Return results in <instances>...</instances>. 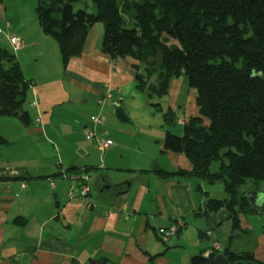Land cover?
<instances>
[{"label":"crops","instance_id":"0c3cea01","mask_svg":"<svg viewBox=\"0 0 264 264\" xmlns=\"http://www.w3.org/2000/svg\"><path fill=\"white\" fill-rule=\"evenodd\" d=\"M1 14L0 47L13 52L29 83L22 108L30 123L0 117V137L7 142L0 146V264H190L214 241L222 251L249 253L264 264V182L241 188L243 205L253 212H240L234 228L225 207L207 208L208 200L226 198L220 182L155 173L191 170L182 153L163 149L165 130L160 142H123L118 123L130 122V110L141 109L142 122L153 128L146 113L156 103L134 88V75L143 69L138 61L101 52V23L91 27L81 55L63 70L56 42L35 20L18 25ZM12 37L22 47L15 49ZM195 98L179 77L157 102L160 110L165 104L163 114L174 112L171 126L179 134L198 116ZM95 116L103 125L92 123ZM102 139L112 145L100 151ZM83 174L90 208L68 196L80 186L73 176ZM171 225L177 230L163 241L158 233Z\"/></svg>","mask_w":264,"mask_h":264},{"label":"trees","instance_id":"16d2710c","mask_svg":"<svg viewBox=\"0 0 264 264\" xmlns=\"http://www.w3.org/2000/svg\"><path fill=\"white\" fill-rule=\"evenodd\" d=\"M79 1L37 0L34 8L41 33L57 44L62 69L81 55L89 30L101 23V52L142 65L134 88L146 100L165 97L171 81L184 77L196 91L198 116L179 135L166 131L163 149L182 153L191 170L155 173L220 182L226 198L208 200L207 208L225 207L237 227L240 212H253L243 205L241 188L264 182V0H89L94 11L74 8ZM28 86L13 52L0 47V117L29 125L22 108ZM175 119L170 109L163 114L165 127ZM6 143L0 137V146ZM219 253L230 263L259 264L252 254L227 250L200 253L190 264H213Z\"/></svg>","mask_w":264,"mask_h":264},{"label":"rangeland","instance_id":"374dc122","mask_svg":"<svg viewBox=\"0 0 264 264\" xmlns=\"http://www.w3.org/2000/svg\"><path fill=\"white\" fill-rule=\"evenodd\" d=\"M36 3L37 0H1L0 12L2 13L1 15H6L7 17L12 16V20L5 18L9 23L13 21L18 25H27L33 23L34 20L36 21L34 14ZM74 8L94 11L93 4L89 0H80L74 5ZM125 27L132 28V23L127 22ZM32 29L33 27L30 26V29L27 32L29 33ZM30 66L31 64H28V66L23 64L24 69H29ZM152 101L153 103L160 102L156 98H153ZM158 108L159 107L154 108L149 106L148 110L150 113H146V116L150 120L153 128L148 127L147 124L142 122L145 112H142L141 109L138 111L130 110L129 113L127 112V117L130 122L118 123L124 129L123 142H160L163 137L164 130L179 135L180 129L178 126L175 125L166 128L165 125L162 126V124H160V120H162L164 124L163 110L165 108V104L162 103L161 110ZM210 169L212 172L217 171L218 164L213 163ZM262 186L264 187V184H262Z\"/></svg>","mask_w":264,"mask_h":264},{"label":"built area","instance_id":"2783aa9c","mask_svg":"<svg viewBox=\"0 0 264 264\" xmlns=\"http://www.w3.org/2000/svg\"><path fill=\"white\" fill-rule=\"evenodd\" d=\"M9 41L15 49H19L20 47H22V42L17 38H14V37L9 38ZM100 103L101 102L98 101V104ZM33 105H35V103H33ZM91 121L94 125H97V126L103 125V119L99 116L91 117ZM103 133L105 134V132ZM87 136L88 138L91 139L95 137V133L92 131H87ZM111 145H112L111 140L102 139L100 140V142H98V149L100 151H103L107 149L108 147H110ZM73 178H76L78 181H80V186L76 190H72V191L70 190L68 192L69 198H75L76 196H78L79 198H82L85 200V207L90 208L91 206H93V201L90 198V186L88 184L87 175L85 174L76 175V176H73ZM50 184L53 186V182H51ZM176 230H177V225H171L166 230H160L158 234L163 241H167L168 238L176 232ZM212 252H222V246L219 242L217 241L212 242L210 250L206 251L204 253V256H208Z\"/></svg>","mask_w":264,"mask_h":264},{"label":"water","instance_id":"95a60500","mask_svg":"<svg viewBox=\"0 0 264 264\" xmlns=\"http://www.w3.org/2000/svg\"><path fill=\"white\" fill-rule=\"evenodd\" d=\"M213 264H256V263L243 262V261H237L234 263H230L226 256H224L222 253H219L214 257Z\"/></svg>","mask_w":264,"mask_h":264}]
</instances>
